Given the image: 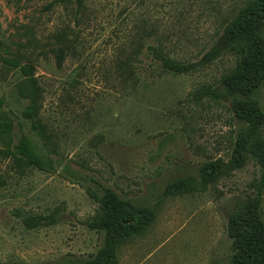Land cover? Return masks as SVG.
Segmentation results:
<instances>
[{
    "label": "rangeland",
    "instance_id": "374dc122",
    "mask_svg": "<svg viewBox=\"0 0 264 264\" xmlns=\"http://www.w3.org/2000/svg\"><path fill=\"white\" fill-rule=\"evenodd\" d=\"M50 2L0 0V56L32 55L43 89L39 117L56 142L53 152L42 147L20 114L28 103L18 93L25 77L16 69L0 72V121L13 125L11 144L25 135L45 165L39 171L0 156V264L91 258L103 231L89 229L88 221L103 187L135 205L158 203L153 222L119 246L118 264H230L228 214L236 199L254 194L258 163L247 156L242 168L227 170L205 191L161 193L176 178H198L208 159L226 160L245 129L229 101L192 98L233 67L234 58L222 54L193 73L172 74L161 70L148 46L157 37L171 56L195 62L244 0H86L81 17ZM139 37L143 48L131 59L139 81L124 88L117 67ZM252 97L264 113V79ZM260 203L264 218V189ZM51 212L48 226L23 223Z\"/></svg>",
    "mask_w": 264,
    "mask_h": 264
},
{
    "label": "trees",
    "instance_id": "16d2710c",
    "mask_svg": "<svg viewBox=\"0 0 264 264\" xmlns=\"http://www.w3.org/2000/svg\"><path fill=\"white\" fill-rule=\"evenodd\" d=\"M85 1L52 0L49 4L72 7L76 15L81 17L87 9ZM243 3L242 7L232 12L206 52L195 62L171 56V48L162 44L157 37L156 45H149L148 50L152 58L160 64L161 70L172 74H190L206 67L222 54L233 56V67L221 74L216 83L197 88L192 93V98L196 103L206 98L229 101L232 117L244 123L245 129L236 135L226 160L220 157L208 159L198 168V178L188 175L168 182L162 190L161 198L189 191H205L227 170L242 168L247 156L252 157L260 166L259 179L250 184L254 194L235 200L233 210L228 214L225 233L231 244L230 264H264V218L260 209L264 189V140L260 137L264 128V113L258 101L252 97L264 79V38L261 34L264 29V0H244ZM148 33L152 35L155 32L150 29ZM63 34L60 31L55 36L59 39L64 37ZM140 37L136 40V46L117 67L118 80L124 88L133 87L139 81L131 59L143 48ZM57 58L60 61L62 57L58 54ZM8 69H16L25 77L18 93L28 103L20 114L29 121L30 128L40 139L42 147L53 152L56 146L53 134L47 125L41 123L39 117L43 89L33 74L32 55L17 51L6 57L0 56V72ZM2 105L4 100L0 97V108ZM12 129L10 121H0V140L4 143L0 156L4 159L10 157L19 167L45 171V165L31 151L30 141L25 135H21L16 144H11ZM96 202L98 206L88 221V228L103 231L102 246L88 260L65 264H118L119 246L140 234L153 222L158 206V203L153 208L132 204L128 200L120 199L108 187L102 188V195ZM55 213L51 212L47 216H27L23 223L29 229L48 226L54 222Z\"/></svg>",
    "mask_w": 264,
    "mask_h": 264
}]
</instances>
